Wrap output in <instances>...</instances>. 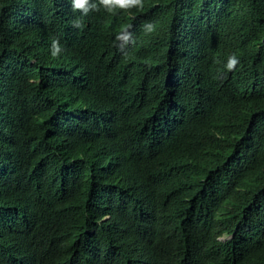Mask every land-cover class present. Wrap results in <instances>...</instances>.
I'll use <instances>...</instances> for the list:
<instances>
[{"label": "trees", "instance_id": "obj_1", "mask_svg": "<svg viewBox=\"0 0 264 264\" xmlns=\"http://www.w3.org/2000/svg\"><path fill=\"white\" fill-rule=\"evenodd\" d=\"M0 264H264V0H0Z\"/></svg>", "mask_w": 264, "mask_h": 264}, {"label": "clouds", "instance_id": "obj_2", "mask_svg": "<svg viewBox=\"0 0 264 264\" xmlns=\"http://www.w3.org/2000/svg\"><path fill=\"white\" fill-rule=\"evenodd\" d=\"M72 11L80 12L82 16H87L89 12L99 11L102 7L108 13L116 15L119 12H130L133 9L138 11L143 10L144 0H70ZM72 27L80 29L84 27L82 19H76L72 23ZM132 25L129 24L115 34L114 46L121 51L124 55H127V47L130 44H135L136 38L131 31ZM143 30L146 34H151L156 31V25L152 22H147L143 25ZM50 51L52 57H59L63 48L60 45L58 39H53L50 45ZM237 59L232 56L228 59L226 67L232 70L237 64ZM184 156V155H183ZM185 157H180L178 160Z\"/></svg>", "mask_w": 264, "mask_h": 264}]
</instances>
